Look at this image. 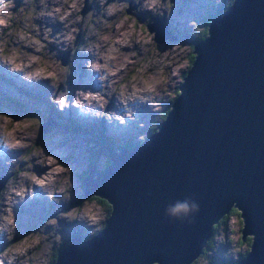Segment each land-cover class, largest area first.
Returning a JSON list of instances; mask_svg holds the SVG:
<instances>
[{
	"label": "water",
	"instance_id": "95a60500",
	"mask_svg": "<svg viewBox=\"0 0 264 264\" xmlns=\"http://www.w3.org/2000/svg\"><path fill=\"white\" fill-rule=\"evenodd\" d=\"M150 20L153 40L163 41L166 17ZM207 24L158 131L142 144L107 145L108 167L87 168L82 198L114 211L97 235L73 233L56 264H190L231 206L241 239L254 234L234 264H264V0H235ZM188 195L200 205L195 223L167 221L165 205Z\"/></svg>",
	"mask_w": 264,
	"mask_h": 264
},
{
	"label": "clouds",
	"instance_id": "9594fccd",
	"mask_svg": "<svg viewBox=\"0 0 264 264\" xmlns=\"http://www.w3.org/2000/svg\"><path fill=\"white\" fill-rule=\"evenodd\" d=\"M234 2L235 0H226L225 7L221 11H225ZM219 3L220 0H215L216 5ZM87 4L90 7L87 12H84L86 0H20L19 5L16 0H0V21H2L0 22V66L5 67L10 73L19 74V79L25 84L46 83L50 89L49 103L61 113L74 109L75 118L81 124L103 120L107 125L121 126V132L109 133L111 136L119 137L123 129L129 128L132 123L137 128L145 127L144 121L139 118L138 109L140 106H146L151 112L157 114L154 122L149 125L151 132H157L158 126L155 121H163L159 118L160 111H167L171 108V103L178 97L170 100L166 94L167 90L179 88L184 79L172 82L169 78L167 81H149L147 84L138 80H130L124 88H117L118 78L124 75L122 70H126L128 67L127 63L123 62L125 50L135 52L138 46L143 52L145 46L151 44L152 41L135 39L132 34L120 39L114 37L117 34L116 22L125 13H130L128 9L133 4L136 6L134 9L136 13L149 12L152 16L170 18L174 7L173 0H111V4L109 0H87ZM17 8L20 9V12L16 11ZM25 9L30 10V15H22ZM13 21L19 23V31L11 28ZM148 22L145 20L142 23L147 24ZM194 22L198 24L194 19L188 21V25L193 30L191 34L199 39H204L193 28ZM57 23L61 27L58 31H54L52 25ZM77 24L80 25L79 30L75 27ZM6 31L7 35H5ZM78 31L83 33V38L87 42L84 46H78L75 43ZM106 32L110 33L107 37L104 36ZM152 35L154 37L155 33L152 32ZM209 35L210 32L207 37ZM6 41L11 42L6 43ZM51 44L56 46V50L49 48ZM57 50L59 52L70 50V55L73 57L77 52L91 57L84 61L83 66L86 72L94 74V79L98 82L99 87L95 90L81 87H79V91L77 88L70 90L68 78L71 75V65L62 64L58 59ZM4 52L8 54L5 55ZM29 55L35 58L29 59ZM41 60L49 62L52 70L48 72L38 70ZM149 67V65H145L143 70L146 72ZM132 83L138 85L136 90L130 87ZM61 91L65 96L63 103L56 100L57 93ZM85 91L94 94L84 95ZM70 95L75 98L69 99ZM109 104L112 105L111 108ZM165 104L169 105L167 110L164 109ZM36 117L38 119L35 123H29L16 129L11 135L0 129V149L4 154L3 160L0 161V167L13 173L18 167L19 158L17 156L10 157L8 153L15 152L17 148H27L37 143L40 138L42 121L38 116ZM153 125H156L155 132ZM54 138L61 140L63 136L57 135ZM146 138L145 133L137 134V141L140 144L144 143ZM14 139L23 140L25 143L23 145L15 144L13 143ZM57 151L61 152L65 159L67 158L65 149L60 148ZM47 154H52V163H60L62 160L61 156L51 151H45L43 145L42 151L33 152L29 158L28 170L33 171L34 166L44 169V172L40 174L42 179L36 181L31 176L17 174L11 184L0 190V264H48L47 251L58 252L63 244V238L59 231L60 219L67 223H82L89 229L88 235L95 236L103 231L107 220L114 211L113 205L110 214L106 213L103 208H96L95 211L84 210L79 213L69 212L67 215H63L66 210H59L57 216L47 217L39 225L38 228L43 229L41 240L4 251L9 243L3 244L2 239L10 241L17 229L15 209L26 201L34 199L37 189L49 202L57 205L68 203L72 199L73 165L65 162L59 172H50L48 171L50 163L45 158ZM109 164L110 160L107 156H100L97 161L98 171H103ZM73 207H69L67 210ZM199 211V203L192 195H188L183 199H176L166 204L164 217L169 222L179 221L182 224L191 225L195 223L196 214ZM252 236V243L246 249L234 250L233 245L230 244L223 252V256L225 258L230 256L233 260L224 259L221 264H234L246 257L252 251L254 234ZM45 242L44 251L39 255H34L36 246ZM206 242L202 248L207 247ZM225 243L226 241L218 242L215 247H210L204 264H211L212 252L215 251L218 244ZM40 256H43L44 259L41 260ZM57 259L53 264H56ZM155 262L159 264V261L155 260L152 261V264Z\"/></svg>",
	"mask_w": 264,
	"mask_h": 264
},
{
	"label": "rangeland",
	"instance_id": "374dc122",
	"mask_svg": "<svg viewBox=\"0 0 264 264\" xmlns=\"http://www.w3.org/2000/svg\"><path fill=\"white\" fill-rule=\"evenodd\" d=\"M17 5H19L20 0H16ZM111 4V0H109ZM174 7L172 9V14L170 18H166V24L168 32L164 36V40L161 42H155L153 40L152 31L150 32L146 26V23H142L145 20L151 21L152 16L149 12L136 13L134 12L135 4H133L128 11L130 13H125L116 22V35L115 39H120L126 37L128 34H132L135 39L138 40H151L152 43L145 46L143 52L140 51L137 46L135 52L130 50H125V55L123 57V62L127 63L128 67L124 71V75L119 79L117 83V88H124L128 81H141L147 84L149 81L163 80L167 81L171 78L172 82L182 81L185 70L188 67L189 55L192 49V44L199 40V38L193 36L192 28L188 25L189 20H196L198 24L193 23V28L200 34L204 25L210 20L213 15L221 13V9L225 7L226 0H220L218 5L215 4V0H173ZM90 6L87 4L84 12L88 11ZM29 9H25V13ZM20 12V9H16ZM30 11V10H29ZM132 13V14H131ZM28 16V15H27ZM208 19V20H207ZM2 22V21H0ZM39 23V21H37ZM19 23L13 21L11 28H15L17 31L20 30ZM54 31H58L61 27L60 24L52 25ZM75 27L79 30L80 25L77 24ZM7 35V31L5 32ZM110 33H104V36H109ZM38 38V37H37ZM11 42V41H10ZM9 42V43H10ZM182 44H174V43ZM75 43L78 46H84L87 42L83 38V33L78 31L76 33ZM49 48L56 50L54 44L49 45ZM67 51L59 52L58 59L60 55L65 57ZM3 54L7 55V52ZM68 60L65 65H71V75L68 78L69 89L72 90L79 87L91 88L93 90L99 87L98 82H94V74L86 72L84 69V61L86 59H91L79 52L73 57L70 55V50L67 52ZM129 57H132L131 59ZM35 57L29 55V59H34ZM62 62V61H61ZM145 65H149V70L144 71ZM38 70H43L45 72L51 71L49 62L41 60ZM88 73V74H87ZM10 73L5 67L0 66V129L11 135L16 129L24 127V125L29 123H35L40 118L42 121V127L40 131H44L43 137L37 140V145L32 144L30 147L17 148L15 152L8 153L10 157L17 156L19 158L18 167L11 173L6 168L0 167V179L4 181V176L10 174L5 182L3 183L0 190L5 189L9 184L15 180L16 175H26L31 176L33 180L39 181L37 175L40 174L44 169L38 170L39 166H34L33 171L28 170L29 158L33 152L42 151V145L45 151H51L54 154L61 156L60 163H52V154H47L45 158L49 161L50 167L48 168L50 172H59L63 167L64 163L68 162L73 165V189H72V199L68 203H61L59 205L49 202L47 199L38 201L37 198L41 197L40 194L36 193L34 199L26 201L23 205L18 206L15 209V214L17 218V229L13 238L10 241H4L2 243H9V246L4 250L7 251L10 248H17L21 246H26L32 244L37 240L42 239V228H38L43 221L50 216H57L59 210H66L63 215H67L69 212L79 213L84 210L95 211L96 208H103L104 206L99 204L97 200L91 198H82V202L76 205V200L82 197V185L80 174L85 170L87 164L92 161L89 150L86 147H91L96 150V146L100 149L104 147V138L99 131H102L109 139V142L114 145L115 148L121 145H133L137 141L138 133H148L150 130L149 125L154 122L156 113L151 112L146 106H140L138 109L140 115L139 118L145 123L144 128H137L134 123L131 124L129 128L123 129L119 137H114L109 135L110 132H121V126L118 125H107L103 120L90 121L81 124L75 118V110H67L64 113L58 112L54 105L50 104L48 101V94L50 89L47 87L46 83H41L39 85H28L24 81L19 79V74ZM90 74V75H89ZM89 76V77H88ZM17 78L16 81L13 78ZM92 80V81H91ZM78 84V85H74ZM15 86H24L23 89L17 90ZM79 86V87H78ZM97 86V87H96ZM130 87L136 90L138 85L132 83ZM176 89V88H175ZM174 90H167V96L169 99L173 97ZM32 91V92H31ZM24 92L33 94V97H28ZM94 94V93H88ZM69 99H74L75 97H68ZM65 99L63 91L57 93L56 100L63 103ZM20 102L21 105L15 104L14 102ZM168 104L164 105V109ZM111 108L112 105L109 104ZM135 107V105H134ZM163 110L160 111V119ZM67 119H72L75 123L66 122ZM76 121L79 123L77 124ZM158 123L159 121H155ZM45 123L47 125H45ZM40 133V134H41ZM57 135L63 136V139L56 140L54 137ZM13 143L18 145H23L25 142L23 140L14 139ZM93 143V144H91ZM96 144V145H95ZM107 145V144H106ZM109 145V144H108ZM112 145V146H113ZM63 148L67 151V158L57 149ZM100 150H98V156H103ZM4 158L3 150L0 149V161ZM108 158V157H107ZM96 160V159H94ZM98 161V159L96 160ZM97 163V162H96ZM93 164V167L98 169V166ZM92 167V163H90ZM52 169V170H51ZM38 170V171H37ZM44 196V195H43ZM68 209L69 207H72ZM107 212V211H105ZM60 229L63 244L68 243L70 236L73 233H79L83 236H88L89 229L86 228L82 223H67L65 220H59ZM238 215L236 213H230L226 221L216 228L213 233V244L207 247V251L204 256H198V259L193 264H204L207 259V253L210 247H215L216 243L224 242L225 244H218L215 251L212 252L210 257L211 264H221L224 259H232L230 256L225 258L223 252L227 247L233 245L236 246L237 237L240 235V230L243 226H240ZM47 230V229H45ZM210 236V235H209ZM62 244V245H63ZM205 245V244H204ZM245 244H241L238 248L244 247ZM46 247V242L41 243L36 246L34 255L41 254ZM55 247V245H54ZM51 250L46 253V258L48 263H50ZM204 257V258H203ZM40 259H44L40 256ZM233 260V259H232Z\"/></svg>",
	"mask_w": 264,
	"mask_h": 264
},
{
	"label": "trees",
	"instance_id": "16d2710c",
	"mask_svg": "<svg viewBox=\"0 0 264 264\" xmlns=\"http://www.w3.org/2000/svg\"><path fill=\"white\" fill-rule=\"evenodd\" d=\"M22 15H23V16L30 15V11L27 10V11H26L25 13H23ZM208 19H210V18H208ZM208 19H207V20H208ZM207 23H208V22H207ZM207 23H206V24H207ZM206 26H207V25L204 26V28L201 30V32H200V34H199L202 38L206 35ZM18 28H20V27H18ZM9 42H10V41H6V43H9ZM192 58H193V55H192V53H191V51H190V55H189V63H188V65L190 64ZM184 74H185V72H184ZM12 86L15 87L17 90H21V89L24 88V86H15V85H12ZM31 92H32V91H31ZM178 92H179V90H178V88H176L175 91L173 92V97H171L170 100L173 99V98L178 94ZM24 93H25L28 97H33V94H32V93H31V94H29V93H27V92H24ZM14 103H15V104H18V105H21V103H20V102H17V101H15ZM168 108H169V105H167V107L165 108V110H167ZM166 112H167V111H163L162 116H161V120L165 117ZM65 120H66V119H65ZM66 122H67V123H68V122L75 123L72 119H67ZM76 123L79 124L77 121H76ZM157 124H158V123H157ZM155 129H156V125H153V131H154ZM149 132H151V129L149 130ZM149 132H148V133H149ZM40 133H41V131H40ZM148 133H146V135H147ZM42 134H43V133L40 134V138L43 137ZM98 134H101V135L103 136V138H104V144H103L104 147H102V148L100 149L98 146H96V150H94V149L91 148V147H86L87 150H89V155H90L92 161H90V162L87 164L85 170L80 174L81 177H83V176L86 174L87 168H89V167L91 166L90 163H92V167H93V164L95 165V163L97 162L96 160L98 159V158H97V156H98V150H100L102 154H103V153L106 154V155H103V156H107V153H106V146H107L108 144H109V145H113L112 143L109 142L108 137H107L106 135H104L102 131H99ZM40 138H39V139H40ZM39 139H38V140H39ZM136 143H139V142H136ZM91 144H93V143H91ZM106 144H107V145H106ZM34 145H37V143H35ZM95 145H96V144H95ZM113 146H114V145H113ZM121 146H128V145H121ZM130 146H131V145H130ZM118 147H120V146H118ZM107 157H108V156H107ZM94 159H96V160H94ZM108 159H109V158H108ZM96 165H97V163H96ZM97 166H98V165H97ZM91 198H94L95 200L98 201L99 204L103 205V206H104V210L107 211L106 213H108V211H109V209H110V204L107 202V200H105V199H103V198H99V197H97V196H92ZM75 202H76V205H79V204L82 202V197H79V199H77ZM230 213H236V214L238 215L239 222L241 223L240 226H243V221H242V218H241V216H240V210H239L237 207L231 206V207L229 208L228 212L225 213V214L219 219L218 222L212 224L211 233H210V236L208 237V240H207V242H206V243H207V247L213 244V233H214V231H215L216 228L219 226V224H222V225H223V223L226 221V219H227V217H228V215H229ZM252 238H253V237H252L251 234H247L246 236L243 237V239H241V231H240V235L237 237L236 246H235L234 250H237V249H241V250H242V249H246V248L250 247V244H251V242H252ZM66 244H67V243H66ZM241 244H245V246L242 247V248H238V246L241 245ZM62 246H64V244L61 245V247H62ZM61 247H60V248H61ZM207 247H203V248L201 249V252L195 257V259H194L190 264H193L194 262H196V260L198 259V256H204V257H205V253H206V251H207ZM60 248H59V249H60ZM56 255H57V252H54V251L51 252V254H50V263H48V264H51V262L54 261ZM204 257H203V258H204ZM155 264H156V263H155Z\"/></svg>",
	"mask_w": 264,
	"mask_h": 264
},
{
	"label": "bare ground",
	"instance_id": "6f19581e",
	"mask_svg": "<svg viewBox=\"0 0 264 264\" xmlns=\"http://www.w3.org/2000/svg\"><path fill=\"white\" fill-rule=\"evenodd\" d=\"M83 65H84V64H83ZM85 73H86V71H85ZM87 74H88V73H87ZM12 75H14V74H12ZM89 75H90V74H89ZM88 77H89V76H88ZM12 78H13V77H12ZM13 80L16 81L17 78H13ZM91 81H92V80H91ZM94 82H96V81H94ZM74 85H78V84H74ZM78 87H79V86H78ZM96 87H97V86H96ZM83 88H85V87H83ZM88 93H89L88 91H85V92H84V95H89ZM41 169H42V168H40V167L38 168V170H41ZM38 170H37V171H38ZM48 170H49V169H48ZM51 170H52V169H51ZM43 172H44V171H42L41 173H43ZM41 173H40V174H41ZM40 174H38L37 177L42 179L43 177H42V175H40ZM36 193H38V194L41 195V197L37 198L38 201H41V200H45V199H46V198L43 196V193H41V192L39 191V189L36 190Z\"/></svg>",
	"mask_w": 264,
	"mask_h": 264
}]
</instances>
